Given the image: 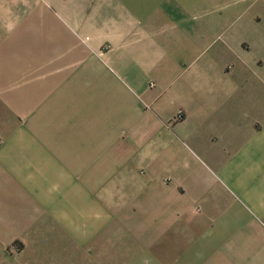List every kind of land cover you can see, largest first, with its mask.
I'll use <instances>...</instances> for the list:
<instances>
[{
	"label": "crops",
	"instance_id": "obj_1",
	"mask_svg": "<svg viewBox=\"0 0 264 264\" xmlns=\"http://www.w3.org/2000/svg\"><path fill=\"white\" fill-rule=\"evenodd\" d=\"M68 1L57 35L88 41L63 48L67 91L37 87L36 139L0 158L27 187L2 196L0 229H36L0 264H52L51 224L108 264L109 211L146 230L119 258L264 264V0Z\"/></svg>",
	"mask_w": 264,
	"mask_h": 264
},
{
	"label": "rangeland",
	"instance_id": "obj_2",
	"mask_svg": "<svg viewBox=\"0 0 264 264\" xmlns=\"http://www.w3.org/2000/svg\"><path fill=\"white\" fill-rule=\"evenodd\" d=\"M71 6L68 0H0V158H5L1 159L3 161L9 162V157L20 154L21 142L36 139L39 126L35 124V114L31 109L36 106L37 87L43 86L45 95L52 91L65 92L68 84L61 82V79L66 76L68 78L69 74L72 75L73 70L78 68V62H71L70 66L58 64L59 59L69 56L68 52H63L64 47L75 43L80 45L88 41L83 36H75L78 40L76 42L73 35L71 37L57 35L60 28L67 27L60 17L68 20L70 16L68 17L67 13L75 11ZM72 54L74 55L73 52ZM27 111L28 114L25 115ZM0 166V174L7 175L6 178L3 176L0 179L1 205L7 203L2 199V196L5 198L8 196L7 192L11 190L20 192L22 188L27 187L18 180H9L10 175L16 176L15 172L1 162ZM12 201L9 200V203ZM123 215L124 213L119 211L108 213V255L105 259L108 264L138 262V260L119 258L121 254L118 249L128 245L118 240L122 232L137 235L146 234V230L130 227L128 221H123ZM47 223H52V220L48 218ZM35 230V228L15 229L14 227L10 231L0 229L1 232H6L5 241H0V249L11 259H18L34 247L32 236ZM37 230L38 235L42 234L41 231L49 238L46 250L54 247L52 251L55 254L53 257L55 261L52 264H73V261L78 264L99 263V261L91 263L90 260L86 262L84 256L80 257L85 246L81 241L73 242L66 239L58 245L55 244V237L63 235V232L67 233V228H58L51 224L49 227L44 226ZM78 256L79 258L70 261L71 257ZM28 261L29 259L25 262Z\"/></svg>",
	"mask_w": 264,
	"mask_h": 264
},
{
	"label": "built area",
	"instance_id": "obj_3",
	"mask_svg": "<svg viewBox=\"0 0 264 264\" xmlns=\"http://www.w3.org/2000/svg\"><path fill=\"white\" fill-rule=\"evenodd\" d=\"M181 112V111H180ZM180 116V115H179Z\"/></svg>",
	"mask_w": 264,
	"mask_h": 264
}]
</instances>
